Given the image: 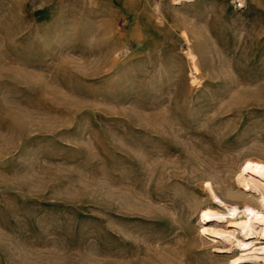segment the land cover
I'll return each instance as SVG.
<instances>
[{
  "label": "rangeland",
  "instance_id": "374dc122",
  "mask_svg": "<svg viewBox=\"0 0 264 264\" xmlns=\"http://www.w3.org/2000/svg\"><path fill=\"white\" fill-rule=\"evenodd\" d=\"M246 158L264 0H0V264H237L200 214Z\"/></svg>",
  "mask_w": 264,
  "mask_h": 264
},
{
  "label": "bare ground",
  "instance_id": "6f19581e",
  "mask_svg": "<svg viewBox=\"0 0 264 264\" xmlns=\"http://www.w3.org/2000/svg\"><path fill=\"white\" fill-rule=\"evenodd\" d=\"M186 52L192 64L191 82L198 83V56L191 45ZM235 181L240 188L235 196L241 197V202L226 199L212 182L207 181L210 201L201 210L199 232L235 247L233 259L237 264H264V162L246 158L235 174ZM229 194L234 193L229 189ZM216 200L222 205L216 204ZM183 203L181 197V209Z\"/></svg>",
  "mask_w": 264,
  "mask_h": 264
}]
</instances>
